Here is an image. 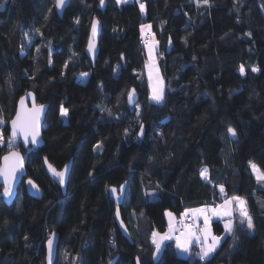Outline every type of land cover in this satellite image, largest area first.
<instances>
[{"label":"trees","instance_id":"trees-1","mask_svg":"<svg viewBox=\"0 0 264 264\" xmlns=\"http://www.w3.org/2000/svg\"><path fill=\"white\" fill-rule=\"evenodd\" d=\"M100 2L71 0L59 17L55 0H0V157L9 140L24 152L7 128L19 97L31 91L47 104L44 145L26 162L42 198L28 196L22 183L10 206L0 200V264H44L52 232L54 264L114 257V264H207L177 255L170 241L154 259L151 236L165 231L167 211L179 219L234 196L245 201L253 228L237 211L233 233L224 219L212 220L222 239L210 264H264V180L250 169L252 162L264 173V0H104L103 11ZM93 17L101 34L92 65L84 49ZM146 35L157 42L161 103L148 98ZM131 88L133 107L125 101ZM70 159L63 193L43 161L60 170Z\"/></svg>","mask_w":264,"mask_h":264},{"label":"snow or ice","instance_id":"snow-or-ice-1","mask_svg":"<svg viewBox=\"0 0 264 264\" xmlns=\"http://www.w3.org/2000/svg\"><path fill=\"white\" fill-rule=\"evenodd\" d=\"M67 0H56V7L59 9L63 7L66 4ZM127 0H117L118 4L121 3H126ZM104 0H101V4L103 5ZM197 3H202L204 5L209 4V0H197ZM0 7H3L2 4H0ZM140 9L143 12L144 11V5L140 4ZM97 24L98 22L93 20L92 22V34L93 36L95 35L97 31ZM38 31V29H37ZM142 31H143V26H142ZM94 48V45L92 44L91 38L89 41V51H92ZM152 49H149V53L151 54ZM51 63V60L49 61ZM259 69L256 67H252L251 71L252 72H257ZM115 71V69H114ZM240 72L243 75L244 74V67L241 66ZM83 75H87L86 73ZM151 87V85H150ZM128 98L129 102L134 101V90L128 92ZM152 101L156 103H161L164 99V90L162 87H157L153 88L152 94L149 97ZM41 108L43 106H40ZM40 109L38 108H33L32 112L28 114L27 118H22L21 113L18 111L17 112V117L16 119L11 121L12 125V134L13 136L22 134L24 138V142L27 145L28 143H31L32 145H36L39 143V140L37 137L39 136V130H38V115H39ZM60 115L61 117H66L68 115V109L63 107V105L60 108ZM2 122V121H0ZM143 128V125H141ZM228 133L230 136L235 137L237 135L236 131L232 128H228ZM29 137L31 138L29 140ZM3 142L2 135H0V143ZM8 147L9 149L14 147L13 141L9 140L8 141ZM99 147V145L95 146ZM4 165L0 166V175H3L5 177V186L3 189V195L5 197H9L12 194V186L11 183L9 182V178L15 177V174L19 168H22L23 165V157L20 156L18 152H10L8 156H5L4 158ZM47 162V161H46ZM49 170L59 179L60 183H64V178H65V172L64 171H57L55 168L52 167L51 164L48 165ZM250 167L253 169L254 173L257 174V178L259 180H264V173H261L260 169L257 167L256 164L250 162ZM207 172L208 169L205 167L201 170V177L207 179ZM91 175V173H90ZM30 185H32L33 188L36 187L35 184L31 180L28 181ZM124 188L123 185L120 186V189L122 190ZM221 192L224 191L223 186H220ZM113 196H117V189L116 188H111L109 190ZM119 198V197H117ZM232 201L237 202V205L239 207V215H240V223L244 224L246 222L248 229L253 228V221L251 216L248 213L245 201L243 198L234 196L231 198V201L228 199L224 200V204L222 207L225 209L224 215L231 217L232 216V211L229 208V205L232 203ZM213 214L219 215V213L216 211V209L211 210ZM186 212H192L193 214H204V223H205V228L202 230L203 231V244L201 245V249L198 253L195 255L201 260V261H206L207 264H210L209 257L217 250L218 245L221 242V237L220 236H214L210 233L208 230V215H206V209L200 208V209H188ZM168 215H171V213H168ZM117 218H119V212H117ZM224 230L226 233H233L234 231V224L231 219H228L225 224H224ZM183 235V234H182ZM209 237L211 239V242L209 243ZM27 239V237H25ZM172 239L171 235L169 233H165L163 235H159L156 232H153V239L152 243L155 246V251L153 253L154 259L158 258V254L164 250V242L167 240ZM192 239H195L197 243H200V237L196 236L195 233L189 232L188 236L186 239H182L181 236L176 237V248L180 250L182 253L188 254L191 256L190 252V241ZM52 247H53V241L52 238L50 237L48 240V248H49V257H51L52 253ZM111 264V262H110ZM137 264H141L139 258L137 259Z\"/></svg>","mask_w":264,"mask_h":264},{"label":"water","instance_id":"water-1","mask_svg":"<svg viewBox=\"0 0 264 264\" xmlns=\"http://www.w3.org/2000/svg\"><path fill=\"white\" fill-rule=\"evenodd\" d=\"M70 1L71 0H67L66 4L63 7L58 9L56 7V0H55L54 8H55V11L59 17L62 16L65 8L69 6ZM97 8L100 11H103L104 10V3L102 5L100 2L98 4ZM3 10H4V5H3V7H0V11H3ZM93 20L98 22L97 31H96L94 36H93L92 30H91ZM100 34H101V25H100L98 19L96 17H93L91 20V23H90L88 36H87V40H86V45H85V49H84L85 55L90 60L92 65L94 64V62L97 58L98 52H99ZM90 38H91L92 44L94 45V48L92 51H89ZM121 60H122V58H121ZM132 90H134V89L131 88L129 90V92ZM125 101H126L127 106L133 107L138 101L137 92L134 90V101L133 102H129L128 93L126 95ZM40 106H43V107L41 108ZM34 107L40 109L39 115H38L39 136L37 137V139L39 140V143L36 145H32L31 143H28L26 145L24 142V138H23L22 134H18V135L13 136L11 121L16 119L18 111L21 113L22 118H27L28 114H30L32 112ZM46 110H47V104L37 103L35 94L33 92L29 91V92L25 93L24 95H22L21 97H19V99L16 102L15 113H14L13 117L7 123L9 137L13 138V139H18L21 147L24 150V152L22 153L16 149H9L0 157V166L4 165L5 162H4L3 158L5 156H8L10 154V152H18L20 154V156L23 157L22 168H19L17 170L14 178H12V177L9 178V182L11 183V186H12V194L9 197H5L3 195V189L5 186V177L3 175H0V200L7 206H10L12 204V202L14 201L16 194H17L18 187L22 183L24 185L25 191H26L28 196H30L36 200H40L42 198V189L38 186V184L32 178L27 177L26 162H27V156L29 155V153L32 150L39 149L44 145V141H43V137H42V129H43V121H44ZM30 139L31 138L29 137V140ZM46 161L47 160L43 161L46 173L48 174V176H50L53 179H56L58 181V183L61 187V190L64 193L66 183L68 180V176L70 173L71 159L60 170H57V171H64L65 172V178H64L63 184H61L59 179L49 170V167H48L49 163H48V161L47 162ZM29 180H31L33 182V184L36 185L35 188H33L32 185H30L28 183ZM117 212H119L118 208L115 209V214H114L116 225H117L118 229L120 230V232L122 233V235L131 243V239H130V236L128 234V230H127L124 222L121 219L120 213H119V218H117ZM50 237L52 238V241H53L51 257H49V248H48V240ZM57 244H58V234L56 232H52L44 242V247H45L44 264H54L55 263L56 255H57ZM116 258L117 257H114L110 261L111 264H114ZM110 262L108 264H110ZM135 264H137V260H136Z\"/></svg>","mask_w":264,"mask_h":264},{"label":"rangeland","instance_id":"rangeland-1","mask_svg":"<svg viewBox=\"0 0 264 264\" xmlns=\"http://www.w3.org/2000/svg\"><path fill=\"white\" fill-rule=\"evenodd\" d=\"M148 27H149L148 24H144L143 25V31H142V27H141L142 36L145 33H149L147 31L149 29ZM150 48L152 49L151 54L149 53V49ZM145 49H146L145 73H146V78H147V82H148V89H149L148 98H149L150 95L152 94L153 88H157V87H162L163 88V83H162V80H161V77H160V74H159V70H158V66H157V62H156L157 42L153 39L151 42H148V44H146ZM81 79L84 80V78H81ZM150 85H151V87H150ZM149 100L152 101L150 98H149ZM152 102H154V101H152ZM154 103H156V102H154ZM62 118H65V117H62ZM10 139H13V138H10ZM250 169H251V172H252L253 176L255 178H257V174L254 173V171H253V169L251 167H250ZM116 197L120 198V196H118V195ZM119 198H117V199H119ZM224 200L222 202H220V203H216L215 205H206L205 204V205H200V206H196V207H191V208H188V209H200V208L206 209V213L205 214L208 215V217H209L207 227H208V230L210 231V233L212 235H214L213 232H212V229H211V221L212 220L224 219V224H225V222L228 219H231L233 217V215L236 213V211L239 213V207L237 205V202L232 201V203L229 205V208L232 211V216L229 217V216L224 215L225 209L222 207V205L224 204ZM228 200L231 201V198H228ZM188 209H186V210H188ZM212 209H216V211L219 213V215L213 214V212L211 211ZM186 210H184L183 213L181 214V218L191 217V218L195 219L198 223H200L202 225V230H203L205 228L204 214H193L192 212H186ZM168 213H171V215H168ZM165 217H166V222H167V227H166L165 231L164 232H156V233H158L159 235H163L165 233H169L171 235L172 239L165 241L164 244L166 242L170 241V242H172L174 250L177 253V255H179L181 257L189 256L188 254L182 253L180 250H178L176 248V237H174V232H175V221L177 219V216L174 213H172L170 211H167V212H165ZM202 230L199 231V232H195L191 228H186L179 234V236H181L182 239H186L187 236H188V233L192 232V233H195L196 236L202 237V240H203V231ZM214 236H216V235H214ZM152 239H153V234L151 236V242H152ZM194 240L195 239H192L190 241V252H191V254L193 256H196L195 254L200 251L201 245L203 244V241L200 239V243H197V241L196 240L194 241ZM210 242H211V239L209 237V243ZM154 251H155V246H154ZM160 253L158 254V257L160 255Z\"/></svg>","mask_w":264,"mask_h":264},{"label":"built area","instance_id":"built-area-1","mask_svg":"<svg viewBox=\"0 0 264 264\" xmlns=\"http://www.w3.org/2000/svg\"><path fill=\"white\" fill-rule=\"evenodd\" d=\"M153 40L152 37L149 35H146L143 40L140 41L142 45L147 44L148 42H151ZM186 228H191L195 232H199L202 230V225L198 223L195 219L191 217L186 218H179L175 221V232L174 237L179 236V234Z\"/></svg>","mask_w":264,"mask_h":264},{"label":"crops","instance_id":"crops-1","mask_svg":"<svg viewBox=\"0 0 264 264\" xmlns=\"http://www.w3.org/2000/svg\"><path fill=\"white\" fill-rule=\"evenodd\" d=\"M132 0H127V2H131ZM126 2V3H127ZM141 10V9H140ZM144 12V11H143ZM257 179V178H256ZM200 239L202 240V237H200ZM195 241V240H194ZM203 241V240H202Z\"/></svg>","mask_w":264,"mask_h":264},{"label":"flooded vegetation","instance_id":"flooded-vegetation-1","mask_svg":"<svg viewBox=\"0 0 264 264\" xmlns=\"http://www.w3.org/2000/svg\"><path fill=\"white\" fill-rule=\"evenodd\" d=\"M6 1V0H5ZM4 9H5V5H4ZM4 11V10H3Z\"/></svg>","mask_w":264,"mask_h":264}]
</instances>
